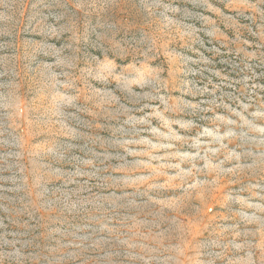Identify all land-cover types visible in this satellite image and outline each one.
I'll use <instances>...</instances> for the list:
<instances>
[{"label": "rangeland", "instance_id": "rangeland-1", "mask_svg": "<svg viewBox=\"0 0 264 264\" xmlns=\"http://www.w3.org/2000/svg\"><path fill=\"white\" fill-rule=\"evenodd\" d=\"M0 264H264V0H0Z\"/></svg>", "mask_w": 264, "mask_h": 264}]
</instances>
